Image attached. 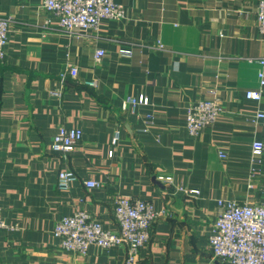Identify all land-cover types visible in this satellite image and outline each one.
I'll return each mask as SVG.
<instances>
[{
	"label": "crops",
	"instance_id": "obj_1",
	"mask_svg": "<svg viewBox=\"0 0 264 264\" xmlns=\"http://www.w3.org/2000/svg\"><path fill=\"white\" fill-rule=\"evenodd\" d=\"M115 1L124 17H103L96 29L72 35L43 0H0V16L10 19L0 59V207L10 227L0 229V264H123L121 245L94 243L80 254L53 233L61 216L79 209L118 230L117 194L167 211L136 264H227L209 241L220 200L264 202V151L252 161L264 127L251 120L264 107L260 0ZM258 88L260 100L247 97ZM130 96L148 103L133 108ZM200 98L219 99L224 111L195 136L185 116ZM61 125L83 130L64 158L52 149ZM63 169L77 174L67 190L57 185Z\"/></svg>",
	"mask_w": 264,
	"mask_h": 264
},
{
	"label": "built area",
	"instance_id": "obj_2",
	"mask_svg": "<svg viewBox=\"0 0 264 264\" xmlns=\"http://www.w3.org/2000/svg\"><path fill=\"white\" fill-rule=\"evenodd\" d=\"M44 7L51 11L57 18V26L60 30L80 35L90 29H96L103 17L121 18L125 16V8L115 0H43ZM10 19L0 16V59L5 56V45L8 39ZM257 21L261 33L264 35V0L258 3ZM158 48L165 45L159 40ZM121 52L130 54L131 49L123 48ZM105 55L104 49H98L95 53L96 60ZM264 66V58L261 59ZM77 67L71 66L70 74L76 76ZM260 85L264 86V70H260ZM68 73H60V81L63 85L67 82ZM53 95H61L62 89L51 91ZM247 97L260 100L262 89H248ZM127 103L135 108L138 104L148 103L145 96H130ZM224 107L217 98H200L192 103L186 111V127L191 135H199L203 129L211 125L218 115L223 113ZM251 120L260 122L264 127V107L258 109ZM83 138V130L79 127L61 125L52 139V149L61 157H66L75 145ZM119 139V131H116L112 143ZM264 151V141L254 139L252 142V161L257 163ZM111 150V154H112ZM224 157L225 153L220 152ZM254 169L251 172L253 176ZM77 178L73 169H63L58 173V188L67 190L72 181ZM157 178L172 182L171 175L159 173ZM87 186L99 185L98 181L88 180ZM253 184L250 183V186ZM190 193H198L197 189H191ZM221 212L213 223L209 241L213 255L225 261L227 264H264V202L241 203L235 200L219 202ZM167 211L155 209L153 203L136 196L117 194L115 197L114 215L118 230L105 229L101 222L89 215L83 209L72 214L61 216L53 229V233L60 238L61 246L72 252L86 254L91 244H99L105 248L115 245L125 247L126 255L123 264H136L139 250L148 241L153 222ZM10 225L1 216L0 229L9 228Z\"/></svg>",
	"mask_w": 264,
	"mask_h": 264
}]
</instances>
